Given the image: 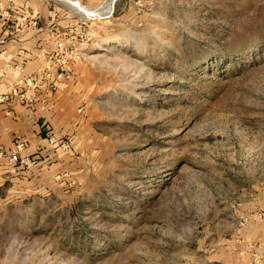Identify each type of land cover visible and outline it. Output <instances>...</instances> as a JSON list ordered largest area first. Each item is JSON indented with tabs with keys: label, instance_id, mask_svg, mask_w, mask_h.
Returning <instances> with one entry per match:
<instances>
[{
	"label": "rangeland",
	"instance_id": "rangeland-1",
	"mask_svg": "<svg viewBox=\"0 0 264 264\" xmlns=\"http://www.w3.org/2000/svg\"><path fill=\"white\" fill-rule=\"evenodd\" d=\"M86 16L41 142L0 150V264H264V0Z\"/></svg>",
	"mask_w": 264,
	"mask_h": 264
},
{
	"label": "crops",
	"instance_id": "crops-1",
	"mask_svg": "<svg viewBox=\"0 0 264 264\" xmlns=\"http://www.w3.org/2000/svg\"><path fill=\"white\" fill-rule=\"evenodd\" d=\"M99 1L85 6L101 8L109 0ZM84 18L88 16L66 0H0V94L20 78L37 76L41 98L32 105L16 100L0 103V150L22 143L27 151L41 142L48 114L58 105L59 92L50 86L63 68L64 57L54 56L57 34Z\"/></svg>",
	"mask_w": 264,
	"mask_h": 264
},
{
	"label": "built area",
	"instance_id": "built-area-1",
	"mask_svg": "<svg viewBox=\"0 0 264 264\" xmlns=\"http://www.w3.org/2000/svg\"><path fill=\"white\" fill-rule=\"evenodd\" d=\"M79 27H81V24L70 26L57 34L54 56L58 55L61 59L64 57V60L62 62V70L56 72L50 82V86L53 89L61 87L62 83L71 76V63L76 62L79 58L78 55L80 54V49L84 42L77 43L76 41H72V38H76ZM9 100H16L17 102L26 103L28 105L41 101L39 78L37 76L20 78L7 92L0 94V103ZM21 145H17L18 150L12 153L10 161L15 162L18 160V152L21 149Z\"/></svg>",
	"mask_w": 264,
	"mask_h": 264
},
{
	"label": "bare ground",
	"instance_id": "bare-ground-1",
	"mask_svg": "<svg viewBox=\"0 0 264 264\" xmlns=\"http://www.w3.org/2000/svg\"><path fill=\"white\" fill-rule=\"evenodd\" d=\"M69 5L73 6V8L84 15H91V16H109L110 11L113 9V5L115 0H109L108 3L101 7V8H87L82 7V5H78L74 0H66Z\"/></svg>",
	"mask_w": 264,
	"mask_h": 264
}]
</instances>
